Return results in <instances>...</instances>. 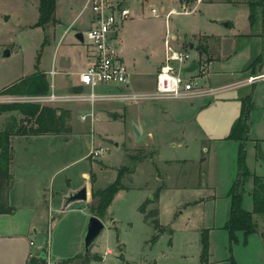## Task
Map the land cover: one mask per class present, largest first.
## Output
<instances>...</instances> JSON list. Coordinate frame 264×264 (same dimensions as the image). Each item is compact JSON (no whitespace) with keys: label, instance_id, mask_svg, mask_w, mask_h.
Returning <instances> with one entry per match:
<instances>
[{"label":"rangeland","instance_id":"1","mask_svg":"<svg viewBox=\"0 0 264 264\" xmlns=\"http://www.w3.org/2000/svg\"><path fill=\"white\" fill-rule=\"evenodd\" d=\"M85 1L56 0L54 21L41 27L35 26L39 20V0H0V88L9 86L18 79L30 77L36 72L44 73L49 85H52V70H56L57 75H59L60 69L85 71L87 66L86 48L74 37L76 32L85 31L88 12H85L83 17L79 16L80 19L77 22L74 21ZM257 1L211 0L207 2L204 0L201 4H195L197 0L195 2L187 0H114L115 3H120L121 6L128 8L130 12L129 19L117 28L115 43L121 47L120 55L128 72L132 74L140 72L145 75H148L149 72L152 74L165 55L164 41L168 38L170 45L175 47L174 49L181 50L183 48V52H188L189 61L195 60L209 66L210 61H215L220 55V61L211 64L205 75L192 74V76H197L194 79L199 86H206L205 83L209 80H211L209 84H214L215 73L225 74L232 81L241 82L248 75L245 73L248 67L257 69L258 63L251 67L254 59L261 56L260 60L262 59L264 63V21L262 8L258 5L253 6ZM251 4L253 5L250 9ZM153 9L157 11L156 15L152 14L151 10ZM6 17L8 20H5ZM223 23H227L228 26H223ZM65 31L68 32L64 36ZM217 34H225L229 38H224V40H231L224 41L223 50L220 53L218 45L210 42L209 37H206ZM189 43L194 45L192 50L189 48ZM201 45L208 46L206 51L200 48ZM6 50H9L11 54L8 58L2 57ZM223 51L227 53L226 56H223ZM189 61L185 63L184 69L190 65ZM261 72H264V64ZM186 74L183 72L182 76L188 77ZM55 78L57 76L53 77L54 82ZM104 85L95 88L96 95L117 96L134 93L127 90L126 86L122 84L113 85L119 89H111ZM237 90H240L239 93L241 92L242 95H250L252 100L247 120L249 130L246 138L242 141L244 147L243 165L238 163L241 142L225 139L235 122L233 118L235 104L231 101L215 100L214 104L216 105L212 104L203 112L202 118H205L206 121L201 119L202 123L200 124L195 121L196 119L186 122L185 142L189 146L187 156L190 158L202 156L205 158L204 164L198 166L192 163L178 168H166L163 165L164 160L173 154L177 155L179 150L169 148L170 144L163 140L166 137L165 133L160 137L161 129L157 116H152L145 106L138 111L137 106L124 108L122 105L126 103H119L112 98H104L95 101L93 106L90 101L84 103L82 108L73 112L70 118L73 128L71 135L62 132L63 138L69 139L67 144H63V155L60 154L61 149L58 148L56 151L59 152V159L62 162L71 160V157H83L87 149L85 143L87 146L94 145L93 148L106 149V154L96 159H81L68 167L58 178L59 180L66 178L65 182H67L70 177H73V180L81 179L82 173H87L90 176L93 171L96 178L95 189L103 190L115 180L118 173L121 175L122 185L126 187L140 185L146 176L139 170L141 167L145 169L147 166L136 167L135 165L139 160L146 159L148 161L150 152L140 148L150 145L154 148L158 147L161 151L153 163L148 164L151 170L159 169L161 172L167 171L168 174L173 175L176 173L175 179L172 178L174 185L176 180L177 183H184L189 187H196L199 182H204L207 187H211V190L201 188L200 190L179 192L174 195V201L183 200L192 196L193 193L202 196L215 195V198H212L214 201H210L206 211L208 215H211L215 210L218 215L216 221L218 223L220 222L221 209L226 202L225 194L229 187V178L234 183L238 176L247 173L248 178L241 179L245 182V187L242 188L241 184L239 191L240 194L242 192V198L247 199L245 206L249 210L251 199L245 192L247 180L251 181L255 176L264 181V82ZM35 96H18L12 101L15 104H33L29 99ZM205 99L207 100L203 101L205 104L212 101L211 98ZM146 103L153 104L155 110H162L158 101L141 102L138 106ZM53 106L55 107V105L48 107L53 108ZM188 110L189 115L193 116V109ZM90 112L95 117L92 128L90 127V118L82 121L79 117V115ZM112 115L116 116L115 119L112 118ZM11 121L10 119L5 120V125H1L0 130L8 128L12 124ZM21 121L25 128L34 126V121L31 118L22 117ZM8 122L11 123L8 124ZM133 128L141 132L140 136L134 133ZM203 140L205 142L201 149L199 143ZM39 150L41 156H50L44 149L39 148ZM34 155L37 156V154ZM41 167L45 168L44 165ZM133 172H135L134 176H129V173ZM45 186L48 184L46 183ZM6 196V203L12 206L9 203V191ZM138 197V192L132 191L124 193L112 201L107 210V217L103 218L105 228L98 236L96 244L93 245L101 255L100 258L104 260L93 259L90 264H198L194 260L195 252H193V244H190L191 238L182 233V229H191L194 226V220L179 217L175 220L177 225L175 224L172 228L174 232H170L169 228L160 233L155 232L140 219L136 202ZM45 198L44 204L47 206L48 194ZM69 216L66 215L63 219L58 220L56 228L54 227L56 221L46 224L43 242L40 240L31 248L36 251L41 247L45 252L52 250V253H55L57 250L62 251L63 255H71L77 233L67 227L68 221L66 220ZM109 218L114 220L111 221ZM113 222H115L114 225ZM180 228L181 232H179ZM162 233L163 236H161ZM172 233L174 244L170 248ZM153 237H157V243H151ZM108 248L110 254L105 256L104 252ZM40 249L38 254L42 251ZM91 250L89 258L92 256ZM182 255H187L188 258L184 259L181 257ZM235 261L240 264H253L251 263L253 262L252 257L242 248L236 251ZM46 264H61V262H56L51 257Z\"/></svg>","mask_w":264,"mask_h":264},{"label":"crops","instance_id":"2","mask_svg":"<svg viewBox=\"0 0 264 264\" xmlns=\"http://www.w3.org/2000/svg\"><path fill=\"white\" fill-rule=\"evenodd\" d=\"M205 1L210 2L211 0H205ZM203 2L204 0H197L195 4H201ZM81 10L79 11V15L77 16V18L74 20L75 22H77L80 19L79 16L81 15ZM89 19H90V15L86 20L85 29L89 27ZM223 35L224 37H222ZM223 35L217 34V35L206 36L209 37L210 42H214L215 44L218 45L219 53L221 50H223L222 45L224 41H231V40H226L229 37H226L225 34ZM224 38L226 39L224 40ZM118 45H116V47L118 48L119 56L121 57L120 51L122 49L121 47H118ZM182 50L183 48H181L180 51ZM226 55L227 53L223 51V56ZM85 56L87 58L86 59L87 60L86 68H87L90 62L87 48H86ZM164 58L165 55L160 61V65L153 70L152 74H150V72L148 75H145L141 72L138 74L129 73V78H128L129 82L126 86V89L131 92H134L132 94H138L139 92H151L155 87V81H156L155 74L158 71V69L164 64L163 63ZM220 59L221 58L219 55L218 59H216L215 61H210L209 66L211 64L213 65L214 63L216 64L218 61H220ZM121 60L123 61L122 57ZM261 64L262 65L264 64L262 59L261 62H258V67L256 70H254V72H252V70H246L245 73L248 74L247 76L259 74L262 68ZM209 66H208V70H209ZM60 70L61 71L59 72V75H57L56 70H54L55 71L54 75L51 74L52 77L51 81L53 85L52 90L56 95L66 98V101L55 105V107L53 106V108H56L58 110L67 113L68 118L66 119L65 126L68 127L70 129V133H72L73 128L71 125L70 118L72 117L74 111H77L80 108H82V104L89 102L87 96L91 90L88 87H83L80 85L79 75L84 71H71V70L68 71L63 69ZM215 74L216 75H214V79H215L214 84L210 83L211 84L210 85L209 82L211 80H209L208 82L205 83L206 86L204 87L210 86L213 88H222L224 86H229V85L236 86L238 83H240V81L237 82L232 81V79L231 78L229 79L227 76H225V74H221V75H219L218 73ZM54 76H57L58 78V80L57 78H55V82L53 81ZM52 85H50V87ZM104 86H109L111 89L112 88L119 89V87H115L113 85H104ZM4 87L0 88V90L3 89ZM76 87L81 88L80 93L72 92V89ZM242 88H236V87L230 88L214 97H208L211 98L213 101V102L211 100L208 101V104H205L203 102L204 100H206L205 98H207L204 96L190 95V97H186L183 99L173 98V99L159 100L158 104L162 107L161 111L159 109L155 110L154 105L151 103H146L141 106H138L140 103L133 104L131 102H126L122 100L120 101L117 99L116 100L119 103L121 102L126 103L122 105L124 108L137 106L138 111L145 106V109L152 116L155 117L157 116L158 124L161 129L160 137L165 133L166 137L163 140L167 142V144H170L169 148L171 149L177 148L179 150L177 151L178 152L177 155L173 154V156L169 157L167 160H164L163 165L166 168H171V167L178 168L179 166L183 167L185 165H190L192 163H194V165L197 164L198 166H202L205 162L204 157L200 156L196 158L194 157L190 158L189 156H187L189 146L185 142L187 136L186 135L187 132L185 131L186 122L187 121L190 122L192 119L194 120L196 119L195 121L196 122L198 121L199 124L202 123L201 119H204V121H206L205 118H202V114L212 104L216 105L214 104L215 100H221L222 102L231 101V103H234L235 105L233 106L234 108L233 118L234 121H236L241 113L240 110H241L242 100H244L246 97L249 96V95L245 96V94L242 95L241 92L239 93L240 90L237 89H242ZM52 90L50 89V91ZM234 90L238 92H232ZM15 98L17 97L0 96V104L1 103L15 104V102L12 101ZM191 108L193 109V113H194L193 116L192 114L189 115L188 113L189 111L188 109L191 110ZM90 113L93 115L92 112ZM84 115L87 114L79 115V117ZM22 117L23 116L20 113H17L15 111H6L1 113L0 129L2 127L1 125H5L4 121L5 120L8 121L9 119L10 121L12 120L11 121L12 123L14 120H16L17 122L22 124L21 121ZM94 121L90 122L91 128L93 126ZM11 122H8V124H10ZM8 128L0 130V134L1 132L7 130ZM133 129H134V133H136L137 136H140L141 132L138 131L136 128ZM70 133H68L69 136L71 135ZM149 135L151 134L149 133ZM68 141L69 139L63 138L62 133H45V134H36V135L27 134V135L12 136L9 138V149L11 156L8 163V171H9L8 191L10 194L9 203L14 207L15 210L10 214L0 215V264H27L28 260L32 256H34V254L37 253L41 248L39 247L38 250L34 251L31 248L32 246L30 243L32 242L33 246H35L36 242L39 243L40 240L41 242H43V235L46 232V228H45L46 224L48 225L49 223L56 221L55 223L56 226H54L56 228L59 222L58 220L63 219L64 217H66V215H70L68 220H66L68 221L67 227L72 228V231H75L77 233L76 235L77 239L74 241L75 246H73L74 248L73 253L68 256V255H63L62 251H57V250L55 253L54 252L52 253V250H48L45 252V250L41 248L40 251L42 250L43 253L45 254L46 262L47 260H49V258L53 257L54 260L59 263L62 261L73 260L76 256L81 254L82 235L84 233L88 221L87 219L88 217H90V215H92V213L89 210V206L91 202V193L98 191L95 189L94 186V182L96 179L95 174L93 173V171H91L90 176L87 173H82L81 179L73 180V177L72 178L70 177V179L67 182H65L66 178H64L65 180H59L58 177H60L59 175L65 172L67 168L70 167L72 164L76 163L81 159H88L87 156L90 150L93 149L94 145L87 146V143H85L87 149L85 150L86 154L83 157L80 158L71 157V160L67 162H62L59 159V152H57L56 149L58 148L61 149L60 154L63 155L62 152L63 144H67ZM204 142H205L204 140L202 142L200 141L199 143L200 148ZM39 148L44 149V151L50 154V156L47 157L41 156L40 155L41 152ZM140 149L149 151L150 156L148 161L146 159L144 161L139 160L135 165L136 167H140L142 165L148 167V164L153 163L154 159H156L161 152L158 147L154 148L153 146L150 145H145ZM34 154H37V156H35ZM41 165H44L45 168L43 169ZM147 167L145 169L141 167L139 170L141 171V173H145L146 176L142 180L140 185H134V186L132 185L131 187H127L128 191L124 190L119 192L115 198H118L124 193L137 191L139 196L138 200L136 201L138 207L137 210L139 209L140 206H142L143 203L148 202L146 206V211L147 212L157 211L156 220L159 222L160 227L162 228V232L167 228H169L170 232H174L172 228L175 224L177 225V221H175L176 218L184 217V218L193 219L194 226L191 229H184V230L182 229V233L187 237L191 238L190 244H193V252H195L194 260L198 264H201L200 251H201L202 230H206L209 236L208 237L209 257L207 264H230L231 259H233V261L236 264H240L239 262L235 261L236 251L239 250L240 248H242L244 251L248 253L250 257H252L253 262L251 263L264 264V245L261 238V234L264 232V215L263 216L253 215V220L257 227L256 232L255 234L250 235L245 243H244L243 233L237 232L236 241L231 243L229 239V235L224 230V227L229 218L228 213H229L231 199L229 198L228 194L233 185L232 179L229 178L228 181L229 187H227L225 194L226 202L224 203L221 209L220 222L217 223L216 221L218 219L217 217L218 215L215 212V210L214 213H212L211 215H208L206 211L207 206L210 204V201L211 200L214 201V199L212 198H215V195L210 194L209 196H202L200 194L193 193L192 196H188L183 200L174 201L173 199L174 195L179 192L183 193L185 191L200 190L201 188L202 189L207 188L211 190V187H207V185L204 182H199L198 186L196 187H189L184 183L183 184L177 183L176 180L174 185V183L172 182V178L173 180L175 179V176H177L176 173L175 175L168 174L167 171L161 172L159 169L151 170V167L148 168ZM117 174L115 179L117 178ZM134 174L135 172L129 173V176H134ZM247 182H248L246 188L247 190H245V192L247 194V197L251 199L250 205L253 208V198L251 197V193L253 190V181L247 180ZM46 183L48 184V186H45ZM83 185H85L87 188V192H88L87 201L74 203L67 210H65L60 215H58L63 205L62 197L65 196L69 191L79 189ZM47 194H48V198H47L48 205L45 206L44 202L46 200L45 196ZM246 202L247 199L246 198L243 199L242 208L244 211L251 212L252 211L251 210L252 208H250L251 206L249 207V210L246 209L245 206ZM76 205L77 207H75ZM139 216L140 219H142L145 224H147L153 229L149 221L146 222L143 219V215L139 214ZM106 217L107 215L104 217V219ZM71 219L72 220L74 219V221H71ZM104 219H100V220H102V222L105 225ZM109 220L113 221L114 219L109 218ZM112 224L114 225L115 222H113ZM179 232H181V228ZM171 235H172V242L169 246L170 248H172L174 244L173 233ZM161 236H163V233L161 234ZM107 251L110 252V249L108 248ZM91 255H92L90 257L91 260L89 261L88 264L91 263V261L94 259V256L101 257V255L98 254L95 246H93L91 250ZM181 257H183L184 259L188 258L187 255H182ZM79 263L80 261L76 259L71 264H79Z\"/></svg>","mask_w":264,"mask_h":264},{"label":"trees","instance_id":"3","mask_svg":"<svg viewBox=\"0 0 264 264\" xmlns=\"http://www.w3.org/2000/svg\"><path fill=\"white\" fill-rule=\"evenodd\" d=\"M189 2H195V0H187ZM250 5V9L251 6ZM260 6L263 13L264 21V0H258L257 3H254L253 6ZM56 9V0H39L38 15L39 20L35 26L43 27L46 24L54 21ZM204 39V38H203ZM208 46H200L203 51H206ZM261 62L260 57L255 59L251 67L255 66L256 63ZM247 70H252L253 68L248 67ZM255 74V73H252ZM50 85L46 79V75L42 72H36L34 75L26 78L17 80V82L12 83L11 85L4 87L0 90V96H43L49 92ZM73 93H80L81 88L76 87L72 89ZM251 96L249 95L241 103L240 116L233 123L231 131L226 137L228 140H235L241 142L239 145V155L238 163L243 165L244 160V147L242 146V141L246 138L248 134V125L247 120L250 114L251 107ZM6 111H15L20 113L26 119H32L34 121V126L32 128L26 129L22 126L21 123L16 120L13 121L12 125L5 131L0 134V215L10 214L14 212V207L6 203L8 193V182H9V171L8 163L10 160V149H9V138L12 136L19 135H36V134H45V133H70V129L65 126L67 113L56 108L42 107L38 104H0V115ZM248 174L244 173L238 176L237 180L233 183L230 191L229 198L230 207L228 213V221L224 227V230L229 235L230 242L233 243L236 241L237 232H241L244 235V243L247 238L255 234L256 224L253 220V215H264V181H261L258 177H253V190L251 197L253 198V208L251 212L244 211L242 208L243 199L242 192L240 194L239 188L242 184L245 187L241 179H247ZM245 181V180H244ZM128 191V188L121 184V175L118 174L117 178L113 183L106 187L104 190H98L91 193V202L89 210L92 215L96 216L99 219H103L107 215V210L112 204V201L121 191ZM155 198V197H154ZM148 202L142 204L139 207V214L143 215V219L151 224L155 232H162L159 222L156 220L157 211H146V206ZM201 255L200 262L201 264L208 263L209 251H208V234L206 230L201 231ZM261 238L264 245V232L261 234ZM157 237L151 239V243H155ZM39 252L36 256H32L27 264H46V261L40 256ZM79 260V264H84L82 255L76 256L73 260L62 261L61 264H71L74 260ZM94 259L101 261L102 259L98 256H94ZM91 258H89V261ZM230 264H236L233 259L230 260Z\"/></svg>","mask_w":264,"mask_h":264},{"label":"built area","instance_id":"4","mask_svg":"<svg viewBox=\"0 0 264 264\" xmlns=\"http://www.w3.org/2000/svg\"><path fill=\"white\" fill-rule=\"evenodd\" d=\"M151 11L153 15L157 14V11L154 9ZM85 12L89 13L90 19L89 27L82 32L83 45L87 48L90 62L86 70L79 75V82L81 86L90 88L91 91L87 99L91 104L104 98L122 100L133 104L148 101L156 102L163 99H183L190 97V95L208 98L214 97L230 88L254 86L259 82H264V72H259V74L247 76L236 86L229 85L222 88L199 86L196 79H194L196 75L192 76V74L196 73L198 75V73H201V75H205L208 70V65L195 60L189 61L190 56L188 52L174 49L167 38L164 41V64L155 74V87L151 92L121 94L117 96H98L93 90L100 85L109 84L119 86L122 84L127 86L129 82V72L119 56L115 39L118 32L117 28L129 19L130 12L128 8L121 6L120 3H115L114 0H86L80 16H83ZM67 32H65L64 36ZM188 61L190 64L195 63L197 67L193 72L187 73L186 75L188 77L185 78L182 74L185 63ZM51 74L54 75L55 71L52 70ZM50 89H53V85ZM29 101L33 104L48 107L64 102L66 98L56 95L52 90L46 95L30 98ZM87 118H90L92 122L95 120V117L91 113L81 116L82 121H86ZM104 154H106V149L97 147L90 150L87 158L96 159ZM30 244L33 246L32 242ZM108 252L106 250L105 255H108Z\"/></svg>","mask_w":264,"mask_h":264},{"label":"water","instance_id":"5","mask_svg":"<svg viewBox=\"0 0 264 264\" xmlns=\"http://www.w3.org/2000/svg\"><path fill=\"white\" fill-rule=\"evenodd\" d=\"M5 20H8V17L5 18ZM223 26H227V23H223ZM75 39L83 44V34L78 32L75 34ZM190 50L193 49L194 45L192 43H189ZM2 57L8 58L10 57V51L6 50ZM196 64L191 63L189 67L183 69L185 73L193 72L196 69ZM112 118L115 119V116L112 115ZM88 198V192L85 185H83L81 188L69 191L65 196L62 197V207L60 209V212L58 215H60L62 212L67 210L72 204L79 203V202H86ZM87 224L84 230V233L82 235L83 241H82V248H81V254L84 264H88L89 260V252L93 245L95 244L96 240L99 238L98 236L101 234V232L104 230L105 225L94 215H90L87 219ZM40 256L45 260L46 256L44 253H40Z\"/></svg>","mask_w":264,"mask_h":264}]
</instances>
